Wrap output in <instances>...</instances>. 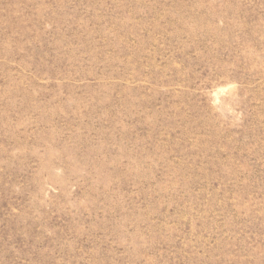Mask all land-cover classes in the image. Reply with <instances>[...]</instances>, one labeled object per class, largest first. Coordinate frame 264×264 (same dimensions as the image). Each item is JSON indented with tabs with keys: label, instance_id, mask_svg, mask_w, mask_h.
<instances>
[{
	"label": "rangeland",
	"instance_id": "rangeland-1",
	"mask_svg": "<svg viewBox=\"0 0 264 264\" xmlns=\"http://www.w3.org/2000/svg\"><path fill=\"white\" fill-rule=\"evenodd\" d=\"M0 264H264V0H0Z\"/></svg>",
	"mask_w": 264,
	"mask_h": 264
}]
</instances>
